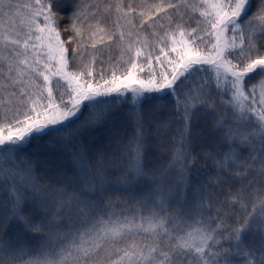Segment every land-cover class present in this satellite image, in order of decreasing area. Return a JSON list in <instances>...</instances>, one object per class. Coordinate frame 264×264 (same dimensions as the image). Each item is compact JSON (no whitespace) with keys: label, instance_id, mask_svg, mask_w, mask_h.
Listing matches in <instances>:
<instances>
[{"label":"snow or ice","instance_id":"obj_1","mask_svg":"<svg viewBox=\"0 0 264 264\" xmlns=\"http://www.w3.org/2000/svg\"><path fill=\"white\" fill-rule=\"evenodd\" d=\"M0 264H264V0H0Z\"/></svg>","mask_w":264,"mask_h":264},{"label":"trees","instance_id":"obj_2","mask_svg":"<svg viewBox=\"0 0 264 264\" xmlns=\"http://www.w3.org/2000/svg\"><path fill=\"white\" fill-rule=\"evenodd\" d=\"M105 70H107V69H105ZM35 147V146H34Z\"/></svg>","mask_w":264,"mask_h":264}]
</instances>
